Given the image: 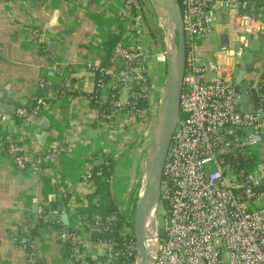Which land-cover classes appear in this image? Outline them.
<instances>
[{"label":"built area","instance_id":"2783aa9c","mask_svg":"<svg viewBox=\"0 0 264 264\" xmlns=\"http://www.w3.org/2000/svg\"><path fill=\"white\" fill-rule=\"evenodd\" d=\"M177 1L185 38V67L179 114L158 191L156 213L161 210V221L156 223L153 264H264V73L250 91L253 103L242 111L239 86L231 76L234 65H241L240 48L234 49V62L227 67L217 59L199 58L196 44L212 32L217 6L234 11L235 18L227 28L243 31L245 26L235 21L252 18L240 15L239 9L249 4L253 9L256 1L262 2L261 19L255 21L264 24V0ZM122 3V14L129 21L127 35L116 44L106 65L96 61L86 67L97 84L108 80L112 109L99 111L98 121L109 126L121 109L116 97L122 89L132 91L135 99H146L150 88L142 45L143 36L149 33L143 0ZM101 54L105 55L103 50ZM45 105V100L38 97L29 106L16 107L13 132L1 141L4 153L19 170L49 173L51 156L68 151L58 145L31 153V130L39 123ZM135 113L140 116L143 112ZM88 161L79 181L80 185L94 188L92 169L104 161ZM67 194V188H60V199ZM87 202L83 200L85 205ZM162 203L165 209H161ZM39 212L44 225L50 216L59 217L60 213L56 209ZM131 217L120 220L112 214L94 218L91 228L115 231L117 238L91 239L90 252L76 230H63L60 243L66 247L67 255L59 264H129L133 256L136 264L137 243ZM28 249L27 262L37 264L32 249Z\"/></svg>","mask_w":264,"mask_h":264},{"label":"crops","instance_id":"0c3cea01","mask_svg":"<svg viewBox=\"0 0 264 264\" xmlns=\"http://www.w3.org/2000/svg\"><path fill=\"white\" fill-rule=\"evenodd\" d=\"M122 11V0H0V87H8L15 94V108L29 106L38 97L45 100L42 117L31 130V153L58 145L68 150L51 156L49 173L17 169L1 147L3 138L10 134V121L0 115V264H29L28 248L37 264H59L63 258L60 232L65 229L60 221L62 213L68 215V227L76 230L89 251L90 231L84 230L75 209L85 206L83 200L95 191V187L80 185L79 181L90 159L114 162L110 179L113 203L122 216L133 215L129 205H135V195L128 147L141 129L125 110L130 92L122 89L117 97L121 109L112 126L99 122L100 110L92 106L89 96L96 91L99 105L110 100L112 91L108 80L97 84L86 69L90 62L101 64L105 56L101 54L103 45L110 36L120 33L122 39L127 35L129 21ZM234 18V11L217 6L212 32L196 43L200 53L208 54L212 51L206 48L217 47L208 60L217 59L231 67L234 59L218 49L219 35L227 33L230 43L243 36L249 44L240 48V62L241 66L252 65L253 70L247 75L252 82L264 68V24L239 19L235 22L245 26V30L234 31L227 28ZM160 23L163 28L161 20ZM147 35L142 45L150 75L153 69L158 72V67L150 31ZM43 121L47 128L40 125ZM45 132L47 136L40 145L36 138ZM60 188L68 189L65 199H60ZM60 206L62 212L58 210ZM54 209L60 212L58 219L54 221V216H50L45 224L51 230L40 229L31 236V228L41 222L39 211ZM96 217L92 216V220Z\"/></svg>","mask_w":264,"mask_h":264},{"label":"water","instance_id":"95a60500","mask_svg":"<svg viewBox=\"0 0 264 264\" xmlns=\"http://www.w3.org/2000/svg\"><path fill=\"white\" fill-rule=\"evenodd\" d=\"M150 4L155 9L163 11L172 21L174 28L171 33V45L174 47V54L167 56V73L164 86L163 102L161 112L158 120V125L155 131V148L148 165L146 174L143 177L141 187L138 192L137 200L135 202L134 217H133V233L137 243V259L136 264H153L154 259L150 258V252L146 247L147 238L145 237V226L148 216L155 210V218L158 204V191L163 173V166L167 154V150L175 129L177 118L179 114V95L181 91L182 78L185 67V38L183 32V23L180 6L177 0H149ZM164 34V33H163ZM263 33L261 32L260 35ZM163 44H166L163 37ZM243 36L238 37L234 43H230V38L227 33L219 35L218 49L226 53L229 58L234 57L235 48L248 47ZM253 70L251 64L244 66L234 65L232 68L231 76L234 78L235 83L239 86L240 94V109L246 111L249 104L253 103L254 97L250 91L254 88L257 80L264 73L263 71L251 82L247 78ZM15 94L9 92L8 87H0V115H3L10 121L9 132L13 131L14 122V109L13 97ZM43 128H47L46 121L40 124ZM47 133L38 136L36 139L40 145L46 138ZM142 188V191H141ZM63 211V207L58 208ZM84 219L86 217H83ZM55 221L58 216L52 217ZM61 225L68 229L69 218L66 213L60 216ZM59 229V227H56ZM51 227H47L50 231ZM156 239V238H155ZM66 247H63L65 250Z\"/></svg>","mask_w":264,"mask_h":264},{"label":"rangeland","instance_id":"374dc122","mask_svg":"<svg viewBox=\"0 0 264 264\" xmlns=\"http://www.w3.org/2000/svg\"><path fill=\"white\" fill-rule=\"evenodd\" d=\"M143 15L148 25V30L152 32L155 36V65L158 67V72L153 69L149 77L150 88L149 94L146 98V109L145 112L141 113L140 116H137L136 119L132 121L137 123L139 129H141V133L139 136L137 135L136 140L129 145L130 150L128 154L131 156L132 163H130L129 168L133 171V193L135 198L133 200V204H135L138 196L139 189L141 187L143 177L147 172L148 165L150 163L154 148H155V131L158 125V120L161 112L162 102H163V94H164V86L166 80L167 73V56L172 55L173 46L171 44L166 45L171 37V33L168 31H164V27L161 28V23L159 16L153 6L150 4L149 0H143ZM170 30V28H169ZM164 33V34H163ZM148 35L143 36V39ZM165 38L166 44H163L161 41ZM198 45V43H196ZM217 43H214L216 46ZM217 47H213L209 49L212 52L200 53L198 51L197 56L201 59H211L213 56V52L216 51ZM199 50V49H198ZM147 71V70H146ZM125 99V95L121 98L123 101ZM141 127V128H140ZM127 150V151H128ZM126 151V152H127ZM262 152L264 154V146L262 148ZM128 206V205H127ZM133 207V217H134V209L135 205H129ZM161 210L153 214V220L156 219V223L159 224L161 219ZM132 218V217H131Z\"/></svg>","mask_w":264,"mask_h":264},{"label":"trees","instance_id":"16d2710c","mask_svg":"<svg viewBox=\"0 0 264 264\" xmlns=\"http://www.w3.org/2000/svg\"><path fill=\"white\" fill-rule=\"evenodd\" d=\"M263 7L262 2L256 1L253 5V9H250V4L246 8L239 9L240 15H249L253 20H259L261 19V11L260 8ZM150 35L152 39L155 41V36L152 32H150ZM121 34L118 33L116 35L110 36L103 45V49L106 52L105 56L102 59L101 64L106 65L108 63V59L110 58L112 51L116 44L120 41ZM105 80V79H104ZM99 88L98 85H96V89ZM134 91H137V87L133 88ZM91 97V104L93 107L99 108L100 111H109L112 108L107 103L103 104H97V93L94 91ZM117 98V97H116ZM146 99L143 97H139L138 99L133 98L132 91L128 98V105H126V111H128L131 116H133L134 119H136V110H141L142 112H145L146 109ZM119 110V109H118ZM114 168V162L111 159H106L104 162H102L100 165L95 166L92 169V179L94 180L95 185V191L93 194L87 196V205L82 206L78 205L76 207V213L79 216V218L82 220V224L85 231H90V236L92 240L96 239H109L111 237L117 238V233L115 231H112L111 233L100 231L96 228H91L94 219L92 220V216L97 215L98 218L103 219L107 217L108 215L115 214L118 216L120 220H123V217L114 205L112 197H111V188H110V179L112 175V171ZM100 195L96 203H92V199L96 196ZM161 209H165V204H160ZM83 217H86L85 219ZM122 224L118 225V228H120ZM48 225H44L41 222L36 223L31 230L30 235L35 236L38 230L40 229H46ZM91 229V230H90ZM64 232H71V229H64ZM160 236V231H159ZM63 255H67V251H63ZM134 262V256L131 257L130 263L133 264Z\"/></svg>","mask_w":264,"mask_h":264},{"label":"bare ground","instance_id":"6f19581e","mask_svg":"<svg viewBox=\"0 0 264 264\" xmlns=\"http://www.w3.org/2000/svg\"><path fill=\"white\" fill-rule=\"evenodd\" d=\"M156 12L158 13L160 20L163 24L164 31L166 32L168 31V33H170L174 28L172 21L163 11L156 9ZM172 39L173 38L171 36L166 45L171 44ZM173 54H174V50H172V55ZM141 191H142V188H141ZM154 213H155V210H153L151 214L148 216L146 220V226H145V237L147 238V241L145 244L150 252V258H153L155 249H156V239H155L156 238V219L153 220V217H152Z\"/></svg>","mask_w":264,"mask_h":264}]
</instances>
